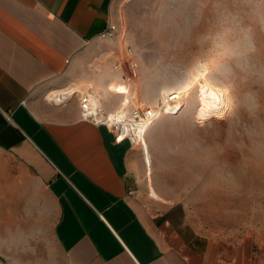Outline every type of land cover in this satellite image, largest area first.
<instances>
[{
  "label": "crops",
  "instance_id": "obj_1",
  "mask_svg": "<svg viewBox=\"0 0 264 264\" xmlns=\"http://www.w3.org/2000/svg\"><path fill=\"white\" fill-rule=\"evenodd\" d=\"M118 1L0 0V264H264L258 239L200 230L139 148L81 117L84 84L105 112L133 104L106 101L112 60L92 67L117 48L99 34Z\"/></svg>",
  "mask_w": 264,
  "mask_h": 264
},
{
  "label": "rangeland",
  "instance_id": "obj_2",
  "mask_svg": "<svg viewBox=\"0 0 264 264\" xmlns=\"http://www.w3.org/2000/svg\"><path fill=\"white\" fill-rule=\"evenodd\" d=\"M167 2L119 0L114 21L137 63L126 97L134 105L158 106L162 102L158 98L168 91L185 96L181 94L183 103L176 112L158 115L147 127L152 162L148 153L151 176L146 179L153 183V171L166 195L184 204L200 230L253 236L264 244V25L252 15L260 0H200L203 11L197 31H206L221 17L250 28L255 52L247 64L261 75L247 79L236 64L217 66L214 57L200 58L195 48L161 61L156 24L147 22ZM115 42L121 48L120 37ZM111 48L101 43L92 67L112 60L114 55L107 53ZM112 81L106 101L117 104L120 92L116 79ZM88 90L84 84L80 92Z\"/></svg>",
  "mask_w": 264,
  "mask_h": 264
},
{
  "label": "clouds",
  "instance_id": "obj_3",
  "mask_svg": "<svg viewBox=\"0 0 264 264\" xmlns=\"http://www.w3.org/2000/svg\"><path fill=\"white\" fill-rule=\"evenodd\" d=\"M202 11L200 0H168L160 6L147 22L148 26H152L153 21L156 24L155 39L161 49L160 60L174 59L195 48V54L200 58L214 57L217 66L236 64L246 74L245 79L261 75L247 64V57L255 52L250 28L241 21L221 17L206 31H197ZM252 15L256 23L264 25V0H260V7Z\"/></svg>",
  "mask_w": 264,
  "mask_h": 264
},
{
  "label": "built area",
  "instance_id": "obj_4",
  "mask_svg": "<svg viewBox=\"0 0 264 264\" xmlns=\"http://www.w3.org/2000/svg\"><path fill=\"white\" fill-rule=\"evenodd\" d=\"M102 39H113L120 37L121 48H111L112 68L121 72V81L128 88L129 81L137 75V63L134 59L133 49L125 42L124 34L119 31L112 19H108L104 30L99 34ZM77 95L81 117L96 125H103L108 128L116 139H126L130 144H137L141 151L146 167L148 166L146 157L145 134L150 122L162 111L174 112L177 108H167L166 99L162 100L158 106L149 105H123L112 112H105L99 96L88 90L86 92L74 91ZM173 95V94H172ZM70 96V95H69ZM68 96V97H69ZM181 94L176 101L171 102L178 106L182 102ZM171 104V105H172ZM129 192H135L130 188ZM151 195V190H149Z\"/></svg>",
  "mask_w": 264,
  "mask_h": 264
},
{
  "label": "bare ground",
  "instance_id": "obj_5",
  "mask_svg": "<svg viewBox=\"0 0 264 264\" xmlns=\"http://www.w3.org/2000/svg\"><path fill=\"white\" fill-rule=\"evenodd\" d=\"M115 82V81H114ZM117 82V85H118V90H119V92H121V93H125V92H127L126 90H127V86L126 85H123L121 82H119V81H116ZM75 91H78V90H75ZM80 91V90H79ZM92 91V90H91ZM92 92H94V91H92ZM173 94V95H172ZM180 94H182L180 91H176V90H171V91H168L167 93H164V94H162L161 96H160V98H158V99H162V100H164V99H166V103H165V105H168V109L169 108H177L176 109V111L178 110V108L182 105V103H183V101L182 102H179V105L178 106H175V107H173L175 104H172L171 102H173V101H176L175 99L176 98H179L180 97ZM183 95V94H182ZM184 96V95H183ZM185 97V96H184ZM125 98H127V97H125ZM127 101H128V98L126 99ZM124 99H123V102L121 103V106H123V105H125L124 104ZM172 104V105H171ZM149 106H152L153 104H148ZM120 106V107H121ZM175 111V112H176ZM168 111L167 110H164V111H162L161 113H167ZM155 119V118H154ZM153 119V120H154ZM152 120V121H153ZM151 121V122H152ZM150 122V123H151ZM145 145H146V157L148 158V155H147V153H148V149H147V144H146V142H145ZM134 146L135 147H137L138 148V145L137 144H134ZM246 189V188H245Z\"/></svg>",
  "mask_w": 264,
  "mask_h": 264
}]
</instances>
